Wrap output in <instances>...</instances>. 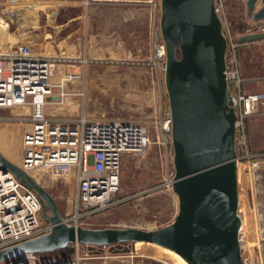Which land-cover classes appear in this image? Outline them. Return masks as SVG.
I'll return each mask as SVG.
<instances>
[{"label":"rangeland","instance_id":"374dc122","mask_svg":"<svg viewBox=\"0 0 264 264\" xmlns=\"http://www.w3.org/2000/svg\"><path fill=\"white\" fill-rule=\"evenodd\" d=\"M32 2L43 7V10L39 9L36 24L25 23L24 15L22 19L11 20L13 9L10 5L7 8L1 0L0 18L7 17L14 22L10 28L13 33H26V42L33 45L38 54L46 52V56H55V65L61 64L59 67H62L67 81L64 87L60 83L55 84L53 98L45 104L46 111L49 110L56 118H77L86 112L93 118L134 120L145 124L154 137L150 149L145 150L137 159L131 156L126 158L129 163L123 169V174L125 180L131 183L132 189L129 191L134 193L130 194L134 195L124 201L127 203L110 212L88 218L84 226H134L149 229L171 223L179 209L178 196L173 187H158L165 182L168 157L171 162L174 160L171 132H168L170 138L166 145L161 142L162 137L157 130L160 121L166 119L170 110L165 85V61L164 57L159 56L158 50L162 39L159 32V37L153 36L154 23L160 28V0ZM223 4V16L238 36L247 33L249 28L258 31L261 23H264L261 19H250L243 0H223ZM243 22L246 25L243 26ZM243 43L237 55L239 68L243 70L240 69L241 74H258L259 54H251L253 62L246 61L242 66L240 64V50L246 44ZM3 45H7L10 51L15 47L13 43ZM7 49L3 52H9ZM254 82L253 79H246L243 86L248 91H256L253 90L257 89ZM68 97L69 103L66 102ZM60 99H63L62 104ZM263 105L247 119V144L241 145L240 141H236L241 161L239 218L245 238L241 254L248 264H264ZM15 109H0V149L19 165L22 127L14 118L20 113L29 115L31 107L19 106ZM247 152L254 155L251 158L244 156ZM32 175L51 192L64 216L74 213L77 182L73 177L58 178L48 173L43 175L39 171L32 172ZM40 213L44 218L42 211ZM80 254L82 264H189L180 254L154 243L120 242L105 247L97 245L90 249L83 245Z\"/></svg>","mask_w":264,"mask_h":264},{"label":"water","instance_id":"95a60500","mask_svg":"<svg viewBox=\"0 0 264 264\" xmlns=\"http://www.w3.org/2000/svg\"><path fill=\"white\" fill-rule=\"evenodd\" d=\"M247 0L248 13L264 18V6ZM166 47L165 85L172 114L174 191L179 209L161 227H88L69 223L51 194L0 149V167L36 191L48 232L0 249V260L47 253L80 242L109 245L147 241L170 248L189 264H248L240 205L236 146L237 101L227 77L228 40L216 0H160ZM242 42L264 39V30L242 33Z\"/></svg>","mask_w":264,"mask_h":264},{"label":"built area","instance_id":"2783aa9c","mask_svg":"<svg viewBox=\"0 0 264 264\" xmlns=\"http://www.w3.org/2000/svg\"><path fill=\"white\" fill-rule=\"evenodd\" d=\"M216 8L222 17L228 40L227 77L237 98L234 104L237 113L236 141L246 145L247 119L259 111L264 103V92L248 91L243 86L245 79L237 55L238 48L244 43L223 16V0H216ZM258 30H264V23ZM253 31L256 29L248 30ZM158 32L162 39L158 44L159 56L165 61V43L160 28L154 23L155 38L159 37ZM55 62V58L38 54L28 43H20L9 52H0V109L31 107L29 115L20 113L14 118L22 127L19 165L33 178L34 171L58 178L73 177L77 182L74 213L65 216V220L85 225L83 223L88 218L110 212L127 203L124 201L134 195L130 194L134 193L129 191L131 183L125 180L123 174L127 166L126 158L137 159L135 156L151 147L154 137L145 124L134 120L93 118L86 112L77 118H56L47 112L45 104L53 97L51 76ZM171 128L172 114L169 110L166 119L157 126L162 137L160 141L166 145ZM253 155L247 152L244 156L251 158ZM174 178V160L171 162L168 157L165 182L158 187H173ZM41 211L36 191L27 187L12 172L0 167V249L48 232L51 223L42 218ZM72 245L75 247L73 255L27 252L0 260V264H82L81 246L85 245L87 249L97 247L79 242Z\"/></svg>","mask_w":264,"mask_h":264},{"label":"crops","instance_id":"0c3cea01","mask_svg":"<svg viewBox=\"0 0 264 264\" xmlns=\"http://www.w3.org/2000/svg\"><path fill=\"white\" fill-rule=\"evenodd\" d=\"M3 3H5L7 5V8H9V5L12 7L11 9H13L11 11V20L14 21V19L18 20L21 18V16H23L26 11H27V7L31 4H34L32 1L33 0H1ZM246 3V7H247V0H243ZM28 3V4H27ZM24 6V7H23ZM26 6V7H25ZM264 6V0H257L256 1V9L255 10H259L261 7ZM248 9V8H247ZM247 14H248V10H247ZM249 15V14H248ZM250 16V15H249ZM251 17V18H250ZM250 19L256 20L254 19L252 16H250ZM7 18V17H4ZM22 19V18H21ZM7 21H9L10 25H9V35H11V37L9 36H4L3 35V39H2V43H0V52H3V50L5 48H8L7 51L9 50V47L7 45H3V44H7V43H13L14 46L20 44V43H28L26 42V33L21 32V31H14V33L10 30L11 25L14 24L13 21L6 19ZM258 20V19H257ZM262 21H264V18H261ZM24 23V22H23ZM243 26L246 25L245 22H243L242 24ZM19 29V27H17V30ZM22 33V34H21ZM22 37V38H21ZM15 39V40H13ZM24 39V40H23ZM5 42V43H4ZM30 44V43H28ZM58 45V44H56ZM55 45V48L58 47ZM33 46V45H32ZM13 49V48H12ZM11 49V50H12ZM57 49V48H56ZM55 49V50H56ZM52 51V50H51ZM57 51V50H56ZM41 53V52H40ZM44 53V52H42ZM46 53V52H45ZM44 53V54H45ZM262 56L260 59V56ZM251 54H259L257 56H259V62H258V68L260 69V71L258 72V74H254V75H243V78L246 79H253L255 80V86L257 85V89H253L256 91H263L264 92V39L261 40H257V41H251V42H246V44L242 47V50H240V64L241 66L245 64V62H253L254 61V57ZM47 55V54H46ZM254 55V56H256ZM51 57H55V56H51ZM261 64H263V71H261ZM242 70V68H240ZM243 71V70H242ZM263 72V73H261ZM19 107V106H18ZM264 107V105H263ZM17 108L14 107L13 109ZM12 109V108H11ZM16 110V109H15ZM19 112V111H17ZM128 160H126V165L128 164Z\"/></svg>","mask_w":264,"mask_h":264},{"label":"bare ground","instance_id":"6f19581e","mask_svg":"<svg viewBox=\"0 0 264 264\" xmlns=\"http://www.w3.org/2000/svg\"><path fill=\"white\" fill-rule=\"evenodd\" d=\"M52 6V5H51ZM24 7V6H23ZM26 7V6H25ZM27 11H26V13L24 14V22L26 23V22H28V23H32V24H36V21H37V16L39 15L38 13H39V9H42L43 10V7H41V6H39V5H37V4H31V5H29L27 8ZM45 9V8H44ZM47 9V8H46ZM12 10V9H11ZM22 17V16H21ZM7 18H4V17H1L0 18V37H2V39H3V35L4 36H9V37H11V35H9V25H10V23H9V21H7L6 20ZM24 26V25H23ZM22 34V33H21ZM22 38V37H21ZM25 38H27V37H25ZM29 38H30V36H29ZM13 40H15V39H13ZM24 40V39H23ZM27 40H29V39H27ZM16 41V40H15ZM26 41V40H25ZM87 61V60H86ZM59 66H61V64H56L55 65V67H53V74H52V76H51V81H54L53 82V85L55 86V84L56 83H60L62 86L65 84V82L67 81V79H66V77L64 76V74H63V70H62V67H59ZM116 76V75H115ZM64 87V86H63ZM64 89V88H63ZM60 93V92H59ZM58 93V94H59ZM64 97V96H63ZM51 98H53V97H51ZM54 100H57V99H54ZM63 100V99H62ZM61 99H60V103L62 104V101ZM69 97L66 99V102L67 103H69ZM59 102H57V104L59 103ZM27 106H29V105H27ZM30 107V106H29ZM64 107V106H63ZM67 108H68V106H66ZM18 108V107H17ZM23 109H24V107H22ZM51 108H54V106H52ZM56 106H55V110H56ZM58 108H60V107H58ZM19 111V110H18ZM26 111H28V110H26ZM49 111V110H48ZM47 111V112H48ZM59 111V110H58ZM52 113V112H51ZM62 113V112H61ZM54 114V113H53ZM57 114V113H56ZM138 157V156H137ZM254 161V160H253ZM241 161H240V159H239V162H238V175H239V167H240V170H241V163H240ZM249 162V161H248ZM240 163V164H239ZM250 163V162H249ZM255 163V162H254ZM252 166V165H251ZM253 167V166H252ZM251 168V167H250ZM251 170V169H250ZM34 176V175H33ZM240 176V175H239ZM239 176H238V184H239ZM250 176V175H249ZM251 176H252V174H251ZM254 176V175H253ZM35 177V176H34ZM36 178V177H35ZM37 179V178H36ZM38 180V179H37ZM39 181V180H38ZM40 182V181H39ZM42 184V183H41ZM239 186V185H238ZM174 189V188H173ZM253 191V190H252ZM176 193V192H175ZM177 194V193H176ZM178 196V195H177ZM239 196H240V190H239ZM239 207H240V205L237 207V216H238V219L240 220V218H239ZM88 220V219H87ZM80 243V242H79ZM136 243H151V242H147V241H140V242H136ZM155 244V243H154ZM167 248V247H166ZM261 248H262V246H261ZM168 249H170V248H168ZM172 250V249H171ZM172 251H174V250H172ZM174 252H176V251H174ZM176 254H177V252H176ZM179 254V253H178ZM241 256H242V254H241ZM187 261V260H186ZM188 262V261H187Z\"/></svg>","mask_w":264,"mask_h":264},{"label":"trees","instance_id":"16d2710c","mask_svg":"<svg viewBox=\"0 0 264 264\" xmlns=\"http://www.w3.org/2000/svg\"><path fill=\"white\" fill-rule=\"evenodd\" d=\"M75 251V248L73 245H69L66 246L64 248H60L58 250L52 251V252H48V253H66V254H71V252L73 253Z\"/></svg>","mask_w":264,"mask_h":264}]
</instances>
